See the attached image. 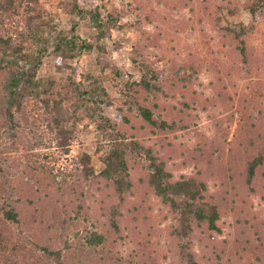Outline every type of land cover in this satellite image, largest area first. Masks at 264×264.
<instances>
[{
    "label": "rangeland",
    "instance_id": "374dc122",
    "mask_svg": "<svg viewBox=\"0 0 264 264\" xmlns=\"http://www.w3.org/2000/svg\"><path fill=\"white\" fill-rule=\"evenodd\" d=\"M74 2L84 9L101 5V16L117 17L123 27L114 30L111 39L104 37L96 41V32L90 28L89 20L82 23L85 28L82 36L88 39L93 51L79 64L67 62L74 65L73 84L63 82L51 96L54 110L59 109L60 113L53 112L55 118L56 115H62L70 122L77 120L73 141L67 154L55 147L54 143L49 149L36 151L39 160L47 157V161L43 160L44 169L39 175L40 187L48 189L52 196L54 194L63 203L72 207L80 205L81 210L77 216L71 214L74 219L68 220L66 230L61 231L59 227L47 230V226L40 224L38 214L29 206H23V221L8 232H13L12 235L23 232L25 238L33 243L47 241L49 234L53 241L52 247L63 249L65 264H97L99 257H106L96 254L85 259L83 256L78 257L76 249L74 252L66 249V246L78 247L79 242L84 244L85 236L91 231L107 238L103 253L116 264H185L177 257L176 240L171 236L172 220L167 209L154 196H142L145 192L144 186L139 184L142 171L134 170L131 173L137 185L133 196L120 209L121 216L117 217L119 233H115L109 222V205L99 203L101 198L113 192L111 188L104 189V182L89 186L81 181L79 186L72 185L79 176L75 159L80 152H89L96 175L101 170V153H95L99 141L94 125L78 110V102L74 97V86L82 80L80 74L90 72L107 92L106 101L110 107L104 109L103 116L121 123L120 117L127 115L133 128L127 125L121 128L145 148L157 151L174 180L181 176L198 177L199 171L208 172V195L222 210L218 222L221 233L194 230L192 253L197 263L264 264V261L254 259L252 251L250 255L240 254L254 247L260 233L264 243V201L260 193H250L241 182V161L245 158L237 161L243 156L239 153L243 134L239 130L242 122L237 113L239 99H254L264 108L263 16L252 20L249 12L243 8L245 0H42V5L51 16L60 11L57 27L69 29L72 24L61 7L71 8ZM32 14L23 6L18 16L26 19ZM227 21L229 26L236 25L235 29L239 33L241 26H244L246 33L236 38L233 33L224 30ZM5 27L12 29L14 23L7 22ZM240 40L245 42L249 59L258 60L252 66L242 65L237 49ZM132 57L137 59L135 64L140 62L137 65L147 67L148 76H152L151 73L160 75L158 84L161 89L152 93L140 92L138 100L141 105L150 108L155 103L163 119L175 121L177 126L172 134L153 133V129L139 119L136 109L133 108L130 114L126 111L131 105L127 100L131 94L118 85L119 78L115 79L111 72L116 66L123 77L127 78L128 72H131L137 81L142 71L131 62ZM53 63L51 58H46L42 72L51 74L50 66ZM190 65L193 70L189 69ZM69 74L68 69L64 75L54 72L52 77L60 81ZM103 75L110 76L105 80ZM35 103H25V115L19 120L22 127H25L24 121L27 119H30L31 128L30 122L37 124V121H44V105L38 102L33 106ZM45 125L41 122L39 130L47 147L49 138L54 134L51 135ZM262 128L260 126L261 131ZM139 159L133 166L135 169H144L142 157ZM228 176H232V180ZM259 178L263 179L261 183L264 185V177ZM36 188L33 186V189ZM98 188L102 191H98ZM80 189L84 193L81 200ZM134 206L139 207L138 212L130 211ZM61 210L58 209L60 213ZM47 216L46 210L42 218ZM56 219L61 223L58 217ZM251 220L250 226L247 223ZM31 243L25 244L26 249L33 248ZM32 252L37 258L41 257L39 251ZM20 258L10 259L8 264H22Z\"/></svg>",
    "mask_w": 264,
    "mask_h": 264
},
{
    "label": "trees",
    "instance_id": "16d2710c",
    "mask_svg": "<svg viewBox=\"0 0 264 264\" xmlns=\"http://www.w3.org/2000/svg\"><path fill=\"white\" fill-rule=\"evenodd\" d=\"M23 6L33 13L26 19H20L18 16ZM61 8L72 24L69 29L57 27L56 20L60 17V11L51 16L44 9L42 0H0V264H8L10 259L15 260L19 256H21L22 264H29V262H32L31 264H65L63 249L52 247L53 241L48 233L47 241L33 243L25 238L23 232L12 235L13 232L10 234L8 231L11 227L19 226L21 220L23 221L21 215L23 206H29L35 214H38L40 224L47 226V230L59 227L61 231L66 230L65 225L68 220L74 219L71 214L77 216L81 210L80 205L72 207L70 204L63 203L54 194L52 196L48 189L40 187L39 175L44 169L43 160L47 161V157L44 156L42 160H39L40 156L36 151L43 148L49 149L54 143L55 147L67 154L73 141L77 120L70 122L62 118V115H56L55 118L52 113H60L59 109L54 110L55 104L51 96L56 92L54 89L63 82L68 81L73 84L74 65L67 62L74 61V64H79L85 61L86 56L93 51V46L87 42L88 39L82 36L85 29L82 23L89 20L90 28L95 29L96 41L104 37L111 39L113 31L123 27L119 24L117 17L109 15L106 18L102 17L101 5H97L94 9H84L74 2L71 8L63 6ZM243 8L249 12L252 20H257L259 15H262L264 20V0H245ZM7 22L14 23V27L6 28ZM226 24L228 25L224 26V30L233 33L236 38L246 33L244 26H241L239 33L235 29L236 25L229 26L228 21ZM239 42L237 49L242 65L252 66L255 62L257 63L256 59H249L245 42L243 40ZM48 57L54 62L50 66L51 74L42 72L45 59ZM130 60L134 64L137 61L133 57ZM140 65L141 67L139 65L137 67L141 69L142 75L137 81L133 79L131 72H128L127 78L123 77L116 66H113L111 72L115 79L119 78L118 85L131 94V98H127L131 105H128L126 111L130 114L133 108L136 109L139 119L151 127L153 133L172 134L177 126L175 121L163 119L155 103L152 108L139 103L140 92L152 93L161 89L158 84L160 75L151 73L152 76H148L147 67ZM68 69L70 74L62 77L60 81L52 77L54 72L64 75L65 70ZM189 69L193 70V66L190 65ZM109 76L102 77L106 80ZM80 77L82 80L74 86V97L78 102L76 106L94 125L99 141L95 153H101V170L96 175L91 166L89 152H80L75 159L79 176L73 180L72 185L79 186L81 181L88 183L89 186L104 182V189L111 188L113 192L101 198L99 203L109 205V222L115 233H119L117 217L121 216L120 209L125 207L128 198L133 196L137 185L132 180L131 173L134 170L142 171L143 176L139 179L140 186L143 185L145 188L142 196H154L159 204L167 209L172 220L171 236L176 240L178 259L185 264H198L192 253L194 230L202 229V232L210 234L221 233L218 222L221 219L222 210L208 195V172L199 171L198 177L181 176L180 179L174 180L157 151L145 148L135 140L134 136H128L126 130L121 128L123 125L133 128L127 115L120 117L121 123L103 116L104 109L110 105H107L109 104L106 101L107 92L99 80L91 76L90 72L80 74ZM143 98L148 102L147 98ZM28 101L42 102L44 105L42 114L44 121L41 122L46 123L45 126L51 135L54 134L48 137L47 147L39 130L41 122L37 121V124L30 122L32 128L28 122L30 119L24 121L25 127L19 123L22 115H25L23 109L27 107ZM237 105V113L242 122V128L239 130L243 132L242 143L239 144L241 148L239 153L243 156L237 161L245 158L241 161L243 168L241 182L243 181L250 193L257 195L260 193L264 201V185L261 183L263 179L259 178L264 177V108L254 99L244 97L239 99ZM185 106L187 107V104ZM260 126H263V131L260 130ZM139 157L143 159L144 169L142 167L135 169L133 166L137 160H140ZM228 178L231 179L232 176ZM64 181L62 180V183H65ZM258 183L260 187L257 188ZM33 186L37 188L33 189ZM261 187L263 188L259 191ZM97 190L102 191L101 188ZM79 193L81 200L84 198V193L81 189ZM57 208L62 209L61 213ZM46 210L48 216L42 218ZM51 210L53 211L50 215ZM130 211L138 212L139 207L134 206ZM56 217L61 223H58ZM252 222V220L250 223L245 221L250 226ZM106 240L103 234L91 231L85 236L84 244L79 242L78 247L66 246V249L69 248L72 252L76 249L79 253L78 257L83 256L85 259L96 254L106 256L99 257L97 264H116V261L111 262L112 258L103 253L106 250ZM262 241L263 236L260 233L254 247L250 250L247 248L249 251L243 250L240 254L250 255L252 251L254 259L263 262L264 243ZM26 243H31L33 248L26 249ZM33 250L39 251L41 257L37 258Z\"/></svg>",
    "mask_w": 264,
    "mask_h": 264
}]
</instances>
